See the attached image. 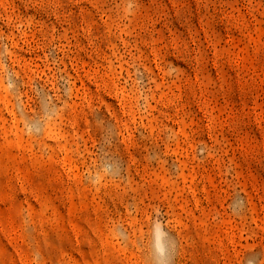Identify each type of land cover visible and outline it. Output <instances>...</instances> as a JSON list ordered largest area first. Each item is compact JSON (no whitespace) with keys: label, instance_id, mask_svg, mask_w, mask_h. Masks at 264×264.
I'll return each instance as SVG.
<instances>
[{"label":"rangeland","instance_id":"1","mask_svg":"<svg viewBox=\"0 0 264 264\" xmlns=\"http://www.w3.org/2000/svg\"><path fill=\"white\" fill-rule=\"evenodd\" d=\"M0 264H264V0H0Z\"/></svg>","mask_w":264,"mask_h":264}]
</instances>
